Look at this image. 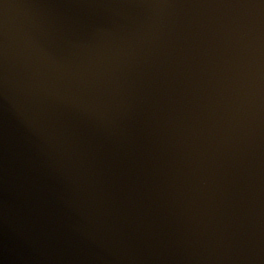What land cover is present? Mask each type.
I'll return each mask as SVG.
<instances>
[{
  "label": "water",
  "instance_id": "obj_1",
  "mask_svg": "<svg viewBox=\"0 0 264 264\" xmlns=\"http://www.w3.org/2000/svg\"><path fill=\"white\" fill-rule=\"evenodd\" d=\"M0 264H264V0H0Z\"/></svg>",
  "mask_w": 264,
  "mask_h": 264
}]
</instances>
